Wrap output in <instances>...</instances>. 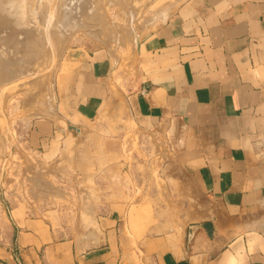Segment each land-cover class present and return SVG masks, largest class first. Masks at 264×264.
I'll return each instance as SVG.
<instances>
[{
  "label": "crops",
  "instance_id": "1",
  "mask_svg": "<svg viewBox=\"0 0 264 264\" xmlns=\"http://www.w3.org/2000/svg\"><path fill=\"white\" fill-rule=\"evenodd\" d=\"M141 49L152 62L125 103L144 136L164 138L193 201L180 232L135 240L143 263L264 264V0H185ZM86 61L76 109L85 119L100 99L89 91L111 70L106 58ZM96 217L93 237L79 240L44 219L14 218L0 264H127L125 252H136L121 212Z\"/></svg>",
  "mask_w": 264,
  "mask_h": 264
},
{
  "label": "rangeland",
  "instance_id": "2",
  "mask_svg": "<svg viewBox=\"0 0 264 264\" xmlns=\"http://www.w3.org/2000/svg\"><path fill=\"white\" fill-rule=\"evenodd\" d=\"M184 1L155 0L134 23L125 18L118 5H112L108 16L121 29L119 36L124 37L123 30L132 26L141 35L140 41L131 38L130 30L125 31L130 36L126 45L115 41L104 45L78 32L55 59L54 67L51 63L47 68L45 59L42 61L47 64L40 63L41 68L35 69L32 64V72L25 64L22 70L25 72V66L28 70L21 72L20 79L0 83V246L14 238V218L24 215L44 219L58 234L79 240L91 237L92 230H97L96 215L100 210L112 208L121 212L123 237L135 246L136 254L128 249L124 261L147 264L135 240L148 234L181 231L193 203L182 189L190 185L186 177L169 169L170 155L163 146L164 138L149 140L140 132L130 117L125 97L129 90L139 88L142 74L152 62V55L141 48L165 21L155 12L163 5L173 8V14ZM156 16L158 20H154ZM147 18L155 22L145 21ZM146 22L151 23L148 31ZM133 44L135 48L130 49ZM95 58H106L111 70L89 91L100 99L96 110L85 119L76 111L78 103L87 97L82 88L84 80H88L83 74L86 65L81 62ZM50 73L59 117L35 115L33 110L36 112L39 100L29 99L34 90L39 91L30 83L32 79H42ZM42 105L41 102L39 107ZM44 131L50 139L43 145L39 135Z\"/></svg>",
  "mask_w": 264,
  "mask_h": 264
},
{
  "label": "bare ground",
  "instance_id": "3",
  "mask_svg": "<svg viewBox=\"0 0 264 264\" xmlns=\"http://www.w3.org/2000/svg\"><path fill=\"white\" fill-rule=\"evenodd\" d=\"M154 1L155 0H0V83L10 79H12V81H14V79L17 80L16 78H19V75L24 74L26 70H28L26 66L24 67L25 72L23 71L24 69L22 70V66L25 64H28L30 68L35 64L33 67L36 66L35 69H38L40 63L42 66L45 65L46 62L44 63L43 61L46 59L48 62L47 68L51 63L54 67L56 63L55 59L60 57L62 54L61 52H63L64 48L66 49L70 39L78 32H82L90 37V39H94L104 45L109 41H115L119 45L122 43V45H126L124 42L127 41L126 43H128V41H130V36H132L131 38L134 37V40L136 39L137 42L140 41L141 35L136 34L132 26L130 27L134 30V33H132L131 28L126 29L130 30L128 32L129 35L131 34L127 36V34L125 35L126 30L122 28L124 29L122 33L124 37L119 36L121 34V29L109 19V7L118 5L125 18L133 22L135 19L139 18L145 9ZM160 8L161 9L155 12V14L157 13L156 15H158V18L160 17V19L163 18V20H166L165 18L172 13L171 10L173 8H163V5ZM156 18L157 16L154 20ZM150 19L151 22L154 21H152V18ZM145 21H149V18ZM124 22L127 24L126 20ZM147 23L148 22H146L145 25L147 26L146 29L144 28L145 30H147L151 24L148 23L149 25H147ZM122 26L123 25H121V27ZM103 33L105 34L104 37L102 36L104 35ZM125 36H127L128 39H125ZM142 36L144 37L145 35L142 34ZM118 46L115 45L116 50L119 48ZM129 48L134 49V44L130 45ZM113 50L114 52L116 51L115 48ZM132 51L134 50H131V52ZM5 55H7V57ZM53 67L50 69L51 72L54 70ZM31 70L33 72L34 69L31 68ZM51 74L52 73L43 75L45 78L42 79H40L39 76V79H32L33 81L31 80L32 82H30L33 84L34 89L35 87L36 89L39 88V91L36 90V92H34L35 90H30V92L27 93L28 95L31 94V91L37 94L32 92V97H29V99L31 98V101L38 99L39 105L41 102L43 104V107H39L37 104V109L35 108L36 112L33 110L35 115L43 114L48 117L57 115L53 91L54 82H52L54 78H52ZM10 88H12V86ZM40 95L42 97L45 95L46 98L42 99ZM27 99L28 97H26V100ZM29 101L27 103H29ZM32 103L34 104V102H31V104ZM31 106L36 107V104ZM262 147L264 148V146Z\"/></svg>",
  "mask_w": 264,
  "mask_h": 264
},
{
  "label": "water",
  "instance_id": "4",
  "mask_svg": "<svg viewBox=\"0 0 264 264\" xmlns=\"http://www.w3.org/2000/svg\"><path fill=\"white\" fill-rule=\"evenodd\" d=\"M205 228L207 229V232L210 233V228H211V226H210V225H206ZM211 231H212V229H211Z\"/></svg>",
  "mask_w": 264,
  "mask_h": 264
}]
</instances>
